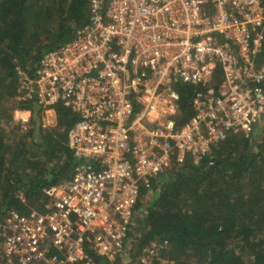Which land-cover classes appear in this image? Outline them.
I'll list each match as a JSON object with an SVG mask.
<instances>
[{
  "label": "built area",
  "instance_id": "obj_1",
  "mask_svg": "<svg viewBox=\"0 0 264 264\" xmlns=\"http://www.w3.org/2000/svg\"><path fill=\"white\" fill-rule=\"evenodd\" d=\"M88 10L33 77L19 71L18 99L78 115L67 145L79 162L43 190V210L0 219L3 264L124 257L154 178L211 157L232 134H264L263 0H88ZM183 84L193 88L192 115L179 126Z\"/></svg>",
  "mask_w": 264,
  "mask_h": 264
},
{
  "label": "trees",
  "instance_id": "obj_2",
  "mask_svg": "<svg viewBox=\"0 0 264 264\" xmlns=\"http://www.w3.org/2000/svg\"><path fill=\"white\" fill-rule=\"evenodd\" d=\"M88 17V0H0V102L19 94V71L33 77L41 56ZM177 90L180 126L192 115L193 88ZM19 100L17 109L30 111L25 131L8 132L0 118V219L43 210V190L68 180L79 162L67 145L78 115L57 103L55 125L43 127V108ZM134 215L126 255L91 254L94 264H264V136L232 134L211 157L174 164L140 192Z\"/></svg>",
  "mask_w": 264,
  "mask_h": 264
},
{
  "label": "rangeland",
  "instance_id": "obj_3",
  "mask_svg": "<svg viewBox=\"0 0 264 264\" xmlns=\"http://www.w3.org/2000/svg\"><path fill=\"white\" fill-rule=\"evenodd\" d=\"M19 87V94L15 97H8L6 100H3L0 102V118H1V124L8 132L12 133H20L25 131V119L26 115L23 112L25 110L17 109L18 105L22 104L20 100L18 99V96H21L22 93V85L20 84ZM23 123V125L20 124ZM37 123H41V126L43 123L47 126H53L55 125V115L53 112L48 113H39V117L37 118ZM15 125L19 126L20 129H17ZM264 134L259 135V137H263ZM164 262H166V259H164ZM170 264H173L172 261H169Z\"/></svg>",
  "mask_w": 264,
  "mask_h": 264
}]
</instances>
